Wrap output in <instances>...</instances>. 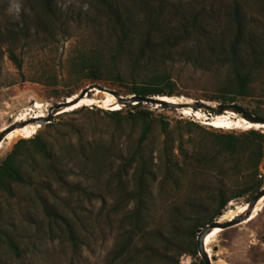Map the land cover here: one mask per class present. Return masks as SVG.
I'll use <instances>...</instances> for the list:
<instances>
[{
	"label": "trees",
	"instance_id": "16d2710c",
	"mask_svg": "<svg viewBox=\"0 0 264 264\" xmlns=\"http://www.w3.org/2000/svg\"><path fill=\"white\" fill-rule=\"evenodd\" d=\"M26 1L35 13L34 22L38 31L47 35H65V29L58 23V0ZM255 1L260 4L264 2ZM166 2L133 0L131 4L142 12V15L137 16L130 12V4L121 6L115 0H94L93 26L98 28L97 24L102 25L104 22L111 35L105 39L92 38L88 42L80 41L72 45L64 60L62 74L53 65L43 62L29 81L45 85L57 97H62L60 93L71 97L85 82L100 83L107 89L116 88L122 95L172 97L180 95L175 92L174 79L179 80L181 72L187 70L192 75V82L196 80L195 76L206 78L205 84L199 86L202 90L201 99L224 103L251 99L255 104L247 110L264 118V48L249 34L243 0H232L228 12L230 31L222 33L209 29L212 26H209L211 15L205 10L182 17L175 27H171L170 20L164 16L165 6L168 5ZM1 37L5 40L10 38V43L15 46L19 36L8 31ZM12 50H8V55L16 68L21 70V62ZM178 56L182 58L179 64L173 60ZM177 64L181 68L177 69ZM146 105L136 103L105 111L115 127L139 132L134 148L122 163L123 171L134 166L135 187L125 197L126 205L122 210L113 208V213L120 215L121 235L111 260L139 264L140 258H136L138 254L132 250L138 240H146L142 264H150V261L156 264H180L179 257L183 254L194 259L191 264H203L202 260L196 259L198 229L205 228L220 217L232 200L246 197L249 201L264 185L259 170L264 158V129L222 133L205 131L212 136L210 150L204 152L195 149L188 152L183 147L181 129L185 134H190L193 126L202 129L201 126L188 121L183 128L170 129L164 116H156ZM124 107L128 109L123 110ZM160 107L170 108L167 105ZM82 109L85 107L81 106L72 112ZM46 125L51 126L52 122ZM156 130L163 136L158 155V164L163 169L159 192L167 189V183H170L175 191L193 189L194 195L198 193L200 196L195 197L196 200H187L189 214L183 218L184 225L174 223L172 229L166 231L167 237L162 229L153 230L156 232L153 235L149 233L154 217L150 186L154 172L149 141ZM176 141L177 145L174 146ZM174 150L181 157L180 163L174 157ZM80 152L88 162L86 151ZM222 159H227L231 164L227 170ZM92 162L97 169L104 164L103 158L96 155ZM228 170L235 176L234 182L229 185L224 183ZM211 171L224 176L218 187H212L204 179L199 180L200 177L209 176ZM68 176L47 136L36 132L31 138L17 140L0 159V198L7 202L14 201L18 206L39 209L42 229L51 240L60 238L68 243L72 251L78 252L83 242L82 222L58 201L52 188V183H56L69 192L72 187L67 181ZM130 202L133 205L128 208ZM24 217L27 225L42 231L33 216L24 214ZM2 221L0 250L13 260L25 259L28 247L21 233L13 222ZM149 239L163 243L166 251L175 253V260L168 261L148 243ZM261 240L264 243V234Z\"/></svg>",
	"mask_w": 264,
	"mask_h": 264
},
{
	"label": "rangeland",
	"instance_id": "374dc122",
	"mask_svg": "<svg viewBox=\"0 0 264 264\" xmlns=\"http://www.w3.org/2000/svg\"><path fill=\"white\" fill-rule=\"evenodd\" d=\"M93 1L58 0L57 12L60 14L58 23L65 29V35L61 33L47 35L36 29L35 13L26 0H0V132L14 122L27 121L33 117H44L50 106L65 101L67 97L63 93H60L62 97L54 96L48 87L31 82L29 78L43 62L53 65L62 74L64 60L72 45L80 41L88 42L92 38L105 39L111 35L104 22L102 25L98 23V28L93 26L92 19L95 17ZM115 2L121 6L130 4V12L133 15H142V12L134 4H131L133 0H115ZM167 2L164 16L170 20L171 27L176 26L178 19L189 17L191 13L196 11L205 10L211 15L209 26H212L209 27L210 30L213 29L219 33L230 31L228 12L232 0H167ZM243 2L247 14L249 34L255 37L261 47L264 48V2L262 4L255 0H243ZM210 7H212L211 10ZM8 31L13 32L16 37L19 36L15 46L10 43V38L5 40L1 37ZM10 48L13 49L17 60L21 62V70L16 68L14 61L9 57L8 50ZM181 59L178 56L173 60L179 64ZM178 64L177 69L181 68ZM190 76H192L190 72L185 70L179 75V80L174 79L176 82L175 92L180 95L172 97H178L183 101L188 99L204 100L201 99L202 90L199 89V86L205 84L206 78L195 76L196 80L192 82ZM185 84H189V86ZM87 85L89 84L83 83L73 95L78 94ZM89 95V98L100 99L104 92L101 93L96 89ZM237 103L246 109H252L255 101L245 99ZM81 106H84L85 109L73 113L74 108L55 115L51 121V126L44 123L38 128H32L28 135H19L11 142L4 139L0 143V159L20 138H31L36 132H41L47 136L59 162L69 174L67 181L72 187L69 192H66L56 183H52L54 195L63 206L75 213V218L82 222L84 228L82 245L78 252H74L68 243L60 238L51 240L47 232L42 229V215L39 213V209L27 208L23 205L18 206L14 201L7 202L0 198V220H3V223L13 222L21 233L23 242L28 247L26 258L17 260L5 256L3 250H0L2 252L0 264H124L121 260H111L121 235L119 229L120 215L113 213V208L122 210L126 205L125 197L135 187L134 166L123 171L122 163L123 159L134 148L139 132L115 127L112 119L105 113V111L111 110L107 105L104 107V105L99 104H81L77 108ZM120 106L118 109L122 107ZM146 106L156 116H164L165 120L169 122L170 129L183 128L185 122L188 121L201 126L202 129L193 126L190 134H185L181 129L183 147L188 152L198 149H202L204 152L210 150L212 136L205 131L222 133L261 129L247 122L233 125L231 128H214L207 124V119L215 118L217 115L209 116L201 110H196L202 115L198 116L195 115L196 111L191 114L185 108H162L158 104ZM127 109L128 107H124L123 110ZM184 110H187L189 114L184 113ZM259 112H261L260 109ZM24 114H27L26 118L20 119ZM31 124L34 123H27L18 128ZM158 131L154 132L149 141L152 150L150 158L153 160L154 172V178L151 179L150 183L152 190L151 209L154 217L151 220L152 229L149 233L153 235L156 234L153 230L162 229V233L167 237L166 231L172 229L174 223L181 226L183 218L189 214V208L186 206L187 200L194 199L199 194L195 193L194 195L193 189H189L187 192H185L186 190L175 191V187L170 183H167V189L159 192L163 169L158 164V155L163 136ZM176 145L177 141L174 143V146ZM82 150L86 151L89 158L88 162L82 157L80 152ZM94 155L99 158L102 157L104 161V164L100 165L98 169L92 162ZM174 157L179 163L181 162L177 150H174ZM222 162L226 170L230 168L231 164L227 159H222ZM38 163H40L39 159ZM263 165L264 158L259 167L264 182ZM223 178L224 176L222 177L217 171H211L209 176L200 177L199 180L203 181L202 179H204L212 187H218ZM234 179L235 176L232 175L231 170H228L224 183L229 185L234 182ZM247 200L246 197L232 200L227 204L226 211L218 218L225 220L223 217L227 216L228 218L229 216V220L231 215L244 217L245 212L239 214L238 210L245 205ZM132 205L133 203L130 202L128 208H131ZM24 214L33 216L34 221L42 231H38L35 226L27 225ZM177 214L180 216L177 217ZM263 234L264 197L256 204L248 218L222 232L220 231L211 238L207 244L210 251L209 257L212 258L213 264H264V243L261 240ZM148 241L168 261L173 262L175 260V253L166 251V246L163 243H156L151 239ZM145 244L146 240H138L132 250L133 253L138 254L136 258H140L139 264H142L145 258V253H143ZM196 259L197 261L201 260L199 255ZM193 260L187 254L179 257L180 264H191ZM150 264L156 263L150 261Z\"/></svg>",
	"mask_w": 264,
	"mask_h": 264
},
{
	"label": "water",
	"instance_id": "95a60500",
	"mask_svg": "<svg viewBox=\"0 0 264 264\" xmlns=\"http://www.w3.org/2000/svg\"><path fill=\"white\" fill-rule=\"evenodd\" d=\"M96 89L101 92H107L109 94H112L115 97L116 102L121 106H128L136 103L158 104L160 106L167 105L170 108H177V109L190 108L192 110H201L209 116L222 115L226 112H232L238 117L246 120L247 122H250L254 125H260V127H262L261 129H264L263 128L264 118L252 114L246 108H244L242 105L236 102H231V103L219 102L213 104L204 100H192V99H190L189 102L187 100H185L184 102H174V101L163 100L161 98L163 96H142L135 94L122 95L114 89H107L98 83H92L82 88L78 94H75V98L73 100H68V97H70L68 96L65 99V101L57 102L56 104L50 106L46 116L33 117L28 119L27 121L14 122L10 126H7V128H5L0 132V142L10 131L15 129L16 127H22L27 123H34L39 125H43L44 123H50L55 115L61 113L60 111L79 102L84 96L90 97L89 93ZM167 97H171V96H167ZM262 167L264 168V165ZM262 197H264V186L257 193H255L253 197L249 199V201L245 203L246 212L244 213V217L237 216L235 218L224 221L218 218L216 220H213L208 225H206L205 228L198 229V234L196 237V245H197L198 255L201 258L203 264H213L212 258L208 256L204 246L206 236L209 233H211L214 229H219L220 231H224L230 228L231 226H233L234 224L239 223L240 221L248 218L251 215L253 208Z\"/></svg>",
	"mask_w": 264,
	"mask_h": 264
},
{
	"label": "bare ground",
	"instance_id": "6f19581e",
	"mask_svg": "<svg viewBox=\"0 0 264 264\" xmlns=\"http://www.w3.org/2000/svg\"><path fill=\"white\" fill-rule=\"evenodd\" d=\"M74 98H75V95H73L71 97H68V100H73ZM161 98L163 100H168V101L184 102L183 100H181L179 98H174V97H166V96H163ZM187 101L189 102L190 100L188 99ZM81 104H88V105H90V104L91 105L99 104V105H104V107H106V105H107L108 108L111 109V110H115V109H118L119 108V104L116 102L115 97L112 94H109L107 92H104L103 97L100 98V99H95L93 97L92 98H89L88 96H84L79 102L73 104L70 107L65 108L64 110H62L60 112H63L64 113L65 111L67 112V111H69L71 109H74V108L76 109ZM185 109L189 110L191 114L194 113V111H196V110H192L190 108H185ZM187 110H184V113H188ZM26 115L27 114H24L23 116L20 117V119H25L26 118ZM195 115L202 116L199 111H196L195 112ZM20 119L18 118V120H20ZM245 122H247V121L244 120V119H242V118H240V117H238L237 115H235L232 112H226V114L224 113L222 115H217V117H215V118L207 119V124L210 125V126H212V127H214V128H231L233 125H236V124H239V123H245ZM247 123H249L251 125H254V124H252L250 122H247ZM254 126H258L259 128H262V127H260V125H254ZM38 127H40L39 124H31V125H27V126H25L23 128H18L17 127L15 130H12L10 133H8V135L6 137H4V139H7L8 142H11L14 138L18 137L19 135H28L30 133V131H31L32 128H38ZM263 128H264V126H263ZM238 212H239V214L246 212V204L244 206H242L238 210ZM236 216L237 215H231L230 218L232 219V218H235ZM226 218H227V216L226 217H223V219H225V220H226ZM228 218H229V216H228ZM228 218H227V220H228ZM222 221H224V220H222ZM219 231H220L219 229H214L205 238L204 246H205V249H206V252H207L208 256L210 255V251L207 248V244L209 243V241L211 240V238L214 235L218 234Z\"/></svg>",
	"mask_w": 264,
	"mask_h": 264
}]
</instances>
